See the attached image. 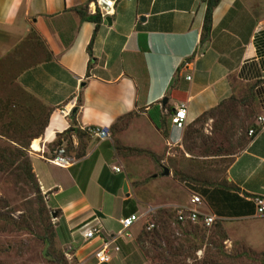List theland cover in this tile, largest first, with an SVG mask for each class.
<instances>
[{"label": "crops", "instance_id": "crops-1", "mask_svg": "<svg viewBox=\"0 0 264 264\" xmlns=\"http://www.w3.org/2000/svg\"><path fill=\"white\" fill-rule=\"evenodd\" d=\"M205 8L203 0H115L107 21L96 0H0V60L12 54L19 63L31 61L19 66L15 80L50 110L44 134L32 141L30 163L56 215L55 240L71 248L77 264H96L101 241H85L78 230L95 216L107 238L119 219L138 214L131 237L118 238L119 250L103 264H147L136 246L139 222L190 206L192 192L201 193L200 209L217 220L259 215L253 199L264 197V121H258L264 117V9L219 0L209 38L201 41ZM96 13L99 21L88 17ZM239 84L252 87L255 133L231 156L226 186L192 191L173 172L160 171L153 157L118 154L116 145L158 155L164 144H178L188 124ZM182 102L186 125L178 129L170 114ZM66 104L72 113L61 116L57 108ZM87 126L107 127L109 135H90ZM58 148L72 157L68 164L50 160ZM159 180L171 188L147 195Z\"/></svg>", "mask_w": 264, "mask_h": 264}, {"label": "rangeland", "instance_id": "rangeland-1", "mask_svg": "<svg viewBox=\"0 0 264 264\" xmlns=\"http://www.w3.org/2000/svg\"><path fill=\"white\" fill-rule=\"evenodd\" d=\"M244 1L252 10L264 9L259 4L263 0ZM19 58L10 54L0 60V264H77L71 248L59 245L53 236L55 217L32 171L30 147L44 134L50 113L17 84L19 66L31 62L19 63ZM233 89L231 96L188 124L178 144H164L153 158L116 145L118 154L149 157L160 171L163 166L178 177L190 175L197 179L186 180L192 191L198 192L204 180L213 186L224 183L231 155L246 146L256 115L247 86ZM153 187L146 188L147 195L170 189L171 184L159 180ZM175 210L139 222L136 246L147 264H264V214L218 219L199 229L177 223ZM149 223L154 226L148 230Z\"/></svg>", "mask_w": 264, "mask_h": 264}, {"label": "built area", "instance_id": "built-area-1", "mask_svg": "<svg viewBox=\"0 0 264 264\" xmlns=\"http://www.w3.org/2000/svg\"><path fill=\"white\" fill-rule=\"evenodd\" d=\"M115 0H96V5L99 10V14L102 19L105 16L110 15L113 11ZM190 77L187 76V79ZM72 107L66 104L62 107L57 108V112L61 116H69L71 114ZM186 111L187 104L185 102L177 105L173 112L170 114V122L173 126L178 129H183L186 125ZM259 122L264 121V117H258ZM90 135H94L99 138H105L109 135V129L107 127L98 126H87L82 127ZM255 133L254 129H249L248 134L253 135ZM50 160L55 164H68L72 157L65 153L64 148H58L55 155H53ZM114 170L119 171V167L114 166ZM255 212L257 214H264V197L257 196L254 199ZM202 203V197L192 192L190 194L188 207H176L175 219L178 223H189L197 224L203 227H210L216 220L217 216L213 213L204 212L200 209V204ZM139 219L138 214H130L126 217L119 219L120 227L119 229L108 236L107 238L103 236L102 228L100 225V218L95 216L93 222L85 221L81 223L79 229L84 240L89 241L92 239H98L101 241L100 246L93 252V257L96 260V264L108 263L112 259V252L119 250V245L116 243L118 238L131 237V232L129 228L132 224ZM154 223H149L147 229H151Z\"/></svg>", "mask_w": 264, "mask_h": 264}, {"label": "trees", "instance_id": "trees-1", "mask_svg": "<svg viewBox=\"0 0 264 264\" xmlns=\"http://www.w3.org/2000/svg\"><path fill=\"white\" fill-rule=\"evenodd\" d=\"M206 4V8H205V13H204V21H203V27H202V35H201V41H205L209 38V31H210V24H211V15H212V10L214 8V6H216V4L218 3L219 0H203ZM89 18L91 19H94L95 21H99L100 20V16L98 13L94 14V15H91V16H88ZM247 89H248V93H249V97L250 99L253 100V97H252V87L251 86H247ZM30 94V93H29ZM33 98L37 99L35 96H33L32 94H30ZM39 100V99H37ZM40 101V100H39ZM41 102V101H40ZM210 110V109H209ZM49 113H50V110H49ZM72 113V111H71ZM205 113V112H204ZM203 113V114H204ZM201 116V115H200ZM199 116V117H200ZM253 125L251 124V127L250 128H254L252 127ZM249 128V129H250ZM74 132H78L79 133V130L77 129H72ZM70 131V128L65 130L64 131V135H66L68 132ZM84 131V130H83ZM255 131V129H254ZM59 137V135H58ZM250 139V136H248V139L245 140L246 144L248 143ZM131 149L132 151H135L137 153H147L149 154L150 156L154 157V154L151 153L150 151H147V150H143V149H138V148H129ZM84 153V151H80L79 154H77L78 156L82 155ZM235 154V153H234ZM234 154H232L231 156H233ZM30 172H31V175H32V171H31V168H30ZM173 177L178 180L179 182L181 183H184L186 186H188L186 184V180L188 179H191V180H197L195 179L194 177H191L190 175H182L181 177H178V173L176 171H173ZM204 182V183H203ZM203 185H206V186H213V183H209L207 180H204L201 182ZM226 186V179H224V183H218V186ZM190 187V186H188ZM217 221V220H216ZM215 221V222H216ZM189 226L191 225H194V224H188ZM193 227H196V228H202V229H205V227L203 226H200V225H194ZM53 236L55 237V233L53 232ZM264 255V254H263Z\"/></svg>", "mask_w": 264, "mask_h": 264}, {"label": "water", "instance_id": "water-1", "mask_svg": "<svg viewBox=\"0 0 264 264\" xmlns=\"http://www.w3.org/2000/svg\"><path fill=\"white\" fill-rule=\"evenodd\" d=\"M105 20L109 21V17H106ZM163 173L164 174H168L169 173V169L167 167H163ZM126 184H124L123 186V190L126 191ZM52 217H56L55 213L51 214Z\"/></svg>", "mask_w": 264, "mask_h": 264}, {"label": "clouds", "instance_id": "clouds-1", "mask_svg": "<svg viewBox=\"0 0 264 264\" xmlns=\"http://www.w3.org/2000/svg\"><path fill=\"white\" fill-rule=\"evenodd\" d=\"M19 2V0H17V3Z\"/></svg>", "mask_w": 264, "mask_h": 264}]
</instances>
